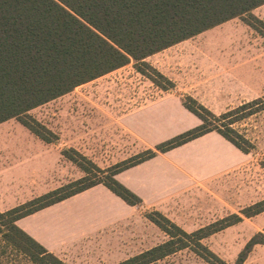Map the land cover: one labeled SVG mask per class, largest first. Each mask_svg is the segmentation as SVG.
<instances>
[{
    "label": "rangeland",
    "instance_id": "1",
    "mask_svg": "<svg viewBox=\"0 0 264 264\" xmlns=\"http://www.w3.org/2000/svg\"><path fill=\"white\" fill-rule=\"evenodd\" d=\"M253 13L264 21V5ZM146 61L176 84L170 93L183 100L193 97L187 94L190 92L198 102L205 101L217 116L264 96V36L241 18L174 45ZM167 93L131 63L30 112L58 136L53 143L44 142L16 119L0 124V187L12 186L19 179L30 186L44 185L45 164L37 159H41L46 148L53 149V156L58 157L64 150L76 149L99 168L84 162L91 170L90 178L106 180L115 165L145 151L141 141L125 130L122 117ZM233 127L255 146L249 154L240 150L246 157L238 168L212 179H194L183 192L157 207H147L144 202L132 206L126 221L86 243L76 244L66 251L67 256L59 258L67 264H118L169 239L147 218L148 214L158 211L192 233L263 200L264 109ZM230 160L235 161L232 157ZM47 170V188L87 176L64 155ZM12 205L0 197L1 210ZM263 231L264 213L244 218L203 243L227 264H236L249 241ZM0 264L37 263L5 247L0 240ZM153 264L211 263L185 249ZM244 264H264V244L256 245Z\"/></svg>",
    "mask_w": 264,
    "mask_h": 264
},
{
    "label": "trees",
    "instance_id": "2",
    "mask_svg": "<svg viewBox=\"0 0 264 264\" xmlns=\"http://www.w3.org/2000/svg\"><path fill=\"white\" fill-rule=\"evenodd\" d=\"M263 5L264 0H0V124L16 119L44 142L53 143L58 136L30 112L131 63L162 90H173L175 83L151 66L149 57L236 18L264 36V21L253 13ZM183 104L202 120L201 125L115 165L106 180L90 178L84 162L99 168L83 154L74 148L64 150L62 154L87 176L0 211V240L5 247L37 264H67L17 222L99 184L128 205H141L142 198L115 176L210 132L219 133L245 154L255 149L233 126L264 109V96L220 116L191 96ZM262 213L264 199L189 233L155 211L147 218L169 239L118 264H153L185 249L211 264H227L203 241ZM258 244H264V231L249 241L236 264H244Z\"/></svg>",
    "mask_w": 264,
    "mask_h": 264
},
{
    "label": "crops",
    "instance_id": "3",
    "mask_svg": "<svg viewBox=\"0 0 264 264\" xmlns=\"http://www.w3.org/2000/svg\"><path fill=\"white\" fill-rule=\"evenodd\" d=\"M172 91L122 117L121 124L141 141L142 150L155 148L202 124L201 119L184 106L181 97L170 93ZM187 94L194 97L190 92ZM199 102L206 107L205 101L200 99ZM52 150L46 148L41 159H37L45 164L44 185L30 186L20 183L19 179L12 186L6 184L0 187V197L13 204L6 211L61 187L47 188L45 185L50 178L47 167L63 159V154L53 156L56 153ZM231 157L235 159L233 163ZM245 157L219 133L210 132L171 151L160 153L117 174L115 178L141 197L145 206L157 207L171 196L183 192L194 179H212L235 170ZM33 188L38 190L34 192ZM132 209L107 187L99 184L22 218L17 224L48 251L63 257L76 244L86 243L106 229L126 221Z\"/></svg>",
    "mask_w": 264,
    "mask_h": 264
}]
</instances>
